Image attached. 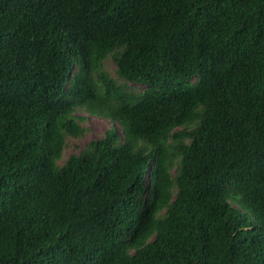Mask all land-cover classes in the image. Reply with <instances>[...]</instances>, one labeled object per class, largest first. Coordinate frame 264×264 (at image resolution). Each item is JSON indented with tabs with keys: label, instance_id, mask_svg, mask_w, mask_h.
I'll return each mask as SVG.
<instances>
[{
	"label": "trees",
	"instance_id": "trees-1",
	"mask_svg": "<svg viewBox=\"0 0 264 264\" xmlns=\"http://www.w3.org/2000/svg\"><path fill=\"white\" fill-rule=\"evenodd\" d=\"M0 264H264V0H0Z\"/></svg>",
	"mask_w": 264,
	"mask_h": 264
},
{
	"label": "rangeland",
	"instance_id": "rangeland-1",
	"mask_svg": "<svg viewBox=\"0 0 264 264\" xmlns=\"http://www.w3.org/2000/svg\"><path fill=\"white\" fill-rule=\"evenodd\" d=\"M105 66L109 71L114 69V64L111 61H107ZM75 114L85 118L81 121V125L85 128V132L80 137L67 138L62 156L58 161L59 164H63L70 154L78 153L82 150L85 144L90 140L101 137L112 125L107 119L85 114L83 110H77Z\"/></svg>",
	"mask_w": 264,
	"mask_h": 264
}]
</instances>
